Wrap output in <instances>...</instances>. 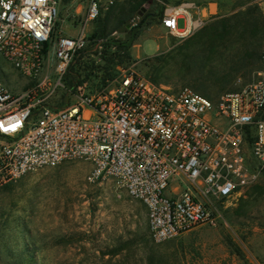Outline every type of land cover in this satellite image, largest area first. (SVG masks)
Returning a JSON list of instances; mask_svg holds the SVG:
<instances>
[{"label": "built area", "instance_id": "built-area-1", "mask_svg": "<svg viewBox=\"0 0 264 264\" xmlns=\"http://www.w3.org/2000/svg\"><path fill=\"white\" fill-rule=\"evenodd\" d=\"M76 1L78 34L55 39L60 0H0V54L29 77L21 95L0 80V187L83 159L89 182L113 179L145 205L156 242L218 227L220 206L264 174V67L216 101L189 86L155 84L136 62L119 67L106 87L53 109L48 103L88 45L90 25L121 0ZM194 6L167 8L163 26L179 36L194 32L206 22L191 15Z\"/></svg>", "mask_w": 264, "mask_h": 264}, {"label": "rangeland", "instance_id": "rangeland-1", "mask_svg": "<svg viewBox=\"0 0 264 264\" xmlns=\"http://www.w3.org/2000/svg\"><path fill=\"white\" fill-rule=\"evenodd\" d=\"M205 1L170 0L166 3L157 0L164 6L163 17L167 8ZM217 2L222 7L218 14H227L252 3H257L264 11V0ZM72 4L77 5L78 1L60 0L61 14L55 39L60 36V30L79 32V25H75L76 29L67 21L63 22V18L74 12ZM158 9L157 5L146 3L143 12L130 19L127 27L118 29L116 35L127 38L130 32L138 31L137 26L145 13H156ZM210 17L187 36L175 35L167 29L164 31L169 37L162 36V32L143 26L132 47L133 56L141 58L134 69L145 73L149 69L144 64L146 58L169 51L174 44L202 29ZM184 24L181 19L179 28ZM166 41L172 43L164 51ZM0 80L17 95L23 94L29 83V77L1 54ZM247 80L241 76L234 84L239 86ZM160 85L175 89L191 87L187 78L179 76ZM224 93L212 91V96L217 101ZM90 170L91 164L86 160L64 161L27 173L0 187V264H150L151 261L264 264V174L220 206L222 219L218 227L201 226L156 242L151 236L145 205L118 187L113 179L89 182Z\"/></svg>", "mask_w": 264, "mask_h": 264}, {"label": "trees", "instance_id": "trees-1", "mask_svg": "<svg viewBox=\"0 0 264 264\" xmlns=\"http://www.w3.org/2000/svg\"><path fill=\"white\" fill-rule=\"evenodd\" d=\"M146 3L159 9L156 13H145L138 31L130 32L125 39L112 35L142 13ZM163 12L164 6L157 0H121L102 10L88 35V45L73 57L63 77L64 87L49 101V106L62 109L73 102L77 93L106 87L119 75V67L136 63L132 47L139 31L143 26L161 22ZM263 57L264 11L252 3L227 14L211 16L202 29L174 44L169 51L146 58L144 64L149 69L143 74L158 85L169 82L173 76L187 78L195 91L214 99L212 91L220 94L238 90L240 86L234 84L238 77L250 81L254 72L264 67ZM248 141L252 143L253 138L249 137ZM150 264L164 263L151 261Z\"/></svg>", "mask_w": 264, "mask_h": 264}, {"label": "crops", "instance_id": "crops-1", "mask_svg": "<svg viewBox=\"0 0 264 264\" xmlns=\"http://www.w3.org/2000/svg\"><path fill=\"white\" fill-rule=\"evenodd\" d=\"M196 3V2H194ZM71 6L74 7V4H72ZM222 10L221 5L217 2V0H207L205 1L203 4H195V6L193 8H190L189 11L191 13V15L195 18V17H201L203 19L209 18L210 16H213L215 14H218V12H220ZM73 14V12H72ZM72 14H70V16H68V18H63V22H68L71 25L75 26V25H79L78 20L74 19V16H72ZM183 20L185 22L183 27H180L181 29H184L186 27V19L185 18H180V20ZM179 20V21H180ZM58 23V22H57ZM76 29H78L75 26ZM153 29L156 31H160L163 34H161L162 36H168L167 32L164 31V29H167L166 27L163 26L162 24V20L159 23H153L152 25L149 26V29ZM168 30V29H167ZM63 30H60L59 33L60 35H64V36H69V37H75L77 35L78 32L76 33H64L62 32ZM160 35V36H161ZM169 37V36H168ZM171 42L166 41V43L164 44V49L162 50H167L171 47ZM135 59H137L138 61L141 60V58H137L135 56H133Z\"/></svg>", "mask_w": 264, "mask_h": 264}]
</instances>
